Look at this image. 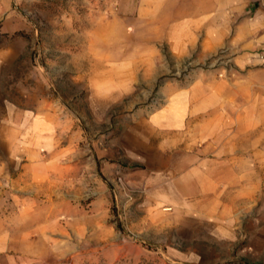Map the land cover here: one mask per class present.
Returning a JSON list of instances; mask_svg holds the SVG:
<instances>
[{"label": "rangeland", "instance_id": "1", "mask_svg": "<svg viewBox=\"0 0 264 264\" xmlns=\"http://www.w3.org/2000/svg\"><path fill=\"white\" fill-rule=\"evenodd\" d=\"M157 13L156 0H0V84L30 110L0 135L14 151L0 264L244 261L211 213L256 185L264 198V168H248L264 161V59L232 43L235 27L175 30ZM227 158L240 168L214 169Z\"/></svg>", "mask_w": 264, "mask_h": 264}, {"label": "crops", "instance_id": "2", "mask_svg": "<svg viewBox=\"0 0 264 264\" xmlns=\"http://www.w3.org/2000/svg\"><path fill=\"white\" fill-rule=\"evenodd\" d=\"M158 22L170 24L173 19V28L183 29L195 27L199 29L208 26L217 32L226 28L235 27L232 33V43H241L250 50H255L256 55L264 59V0H156ZM161 14H168L162 19ZM208 21V24H207ZM194 22L193 25H190ZM218 36V34H217ZM186 47L183 48V50ZM20 109L19 105L11 101L8 85L0 84V135L13 136L12 121L18 114L29 112ZM10 139L6 142L4 153L0 151V167L12 159L13 146ZM6 153V154H5ZM23 163V167H24ZM249 169L262 170L264 161H254ZM222 166V167H220ZM240 167L226 160L218 163L215 170L230 171ZM247 168V167H246ZM30 176V175H29ZM249 196L239 203L241 206L229 214L223 213L222 204L216 202L211 216L212 227L219 238L218 244L225 242L228 246L238 248L244 255L240 264H264V198L262 188L256 185L251 189ZM213 210V209H212ZM210 216V217H211Z\"/></svg>", "mask_w": 264, "mask_h": 264}]
</instances>
